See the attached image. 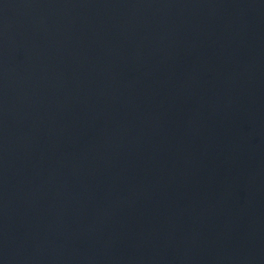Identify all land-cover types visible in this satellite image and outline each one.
I'll return each instance as SVG.
<instances>
[{
  "label": "water",
  "instance_id": "obj_1",
  "mask_svg": "<svg viewBox=\"0 0 264 264\" xmlns=\"http://www.w3.org/2000/svg\"><path fill=\"white\" fill-rule=\"evenodd\" d=\"M0 264H264V0H0Z\"/></svg>",
  "mask_w": 264,
  "mask_h": 264
}]
</instances>
